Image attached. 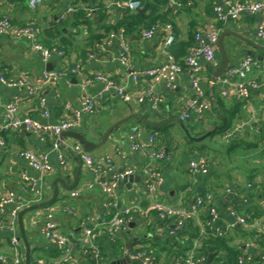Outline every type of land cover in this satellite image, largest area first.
Instances as JSON below:
<instances>
[{
	"label": "crops",
	"instance_id": "crops-1",
	"mask_svg": "<svg viewBox=\"0 0 264 264\" xmlns=\"http://www.w3.org/2000/svg\"><path fill=\"white\" fill-rule=\"evenodd\" d=\"M139 1L141 8L152 6L156 21L151 25H161L149 39L143 35L152 27L149 24L140 25L132 32L117 28L126 11L116 5L117 0H48L36 10L30 8L29 0H0V19L9 17L14 26L33 24L38 30L40 43L57 46L65 53L63 59L45 63L27 40L15 39L12 35L0 38V78L16 80L26 73L39 91V96H29L25 87L11 88L0 79V129L4 124L5 105L10 101H16L20 117L32 116L44 125L56 124L69 117L66 105L80 108L84 95L83 77L90 82L87 92L93 96L102 93V84L93 81L100 73L121 86H127L132 93V99L127 102L113 92L102 93L95 111L85 115L81 126L75 130L100 144L110 128L128 119L110 134L105 144L91 152L97 160L109 158L113 164L112 174L125 175L119 182L118 195L122 208H132L127 230L114 242L110 240L107 234L109 197L96 184L97 174L83 168L74 153L79 143L72 137L57 138L49 134L42 141L25 129L2 133L5 145H0V198L10 193L27 200L32 198L22 192L21 176L25 172L43 184V202L52 198L53 185L57 184L58 200L49 207L26 214L23 219L35 264H58L61 260L58 247L43 236V227L48 220L55 222L59 232L75 242L72 264H140L131 257L136 250L146 252L160 264H183L181 257L188 253L180 252L186 247H198L207 229L232 237L235 244L243 245L250 260L247 264H258L253 261L255 257L264 259V61L255 58L259 67L246 76L248 82L257 85L250 88L247 99L236 95L222 96L219 88L213 85L223 75L215 78L222 64L218 43L213 63L203 58L200 60V86L209 98L207 112L200 122L181 121L184 127L176 120H181L193 99L191 82L185 70L187 57L194 47L195 33L218 30L219 40L225 36L224 48L230 67L238 66L250 57L248 51L264 58V51L255 48V45L264 47V37L259 35L262 15H243L237 21L221 23L214 7L223 6V0H178L177 5H170L169 0L161 4H158L160 0ZM78 10H83L82 16H76ZM150 12L153 13L148 11L147 14ZM103 14L105 18H102ZM167 23L172 25L175 35L170 46L165 45L167 32L163 26ZM106 27L114 28L111 33L123 32L128 39L131 46L128 66H123L119 60L118 42L107 43L111 33L107 34ZM169 54L184 68L183 74L177 77L173 88L165 82L156 85L155 90L162 100L160 104L139 103L137 96L144 93L148 82L141 80L134 85L128 74L163 65L168 62ZM78 63L83 68L81 75L69 74L57 82L42 83V75L49 71L48 68L65 69ZM41 100L45 102L44 109ZM44 111L48 116L43 114ZM143 120L161 125L159 128L166 126L164 131L156 133L157 147L167 154L165 160L150 161L143 152L133 148L130 134L134 129H137L140 142H146L154 133L155 127L145 125ZM209 133L211 135L202 142L190 138H201ZM161 135L166 139L162 140ZM57 139L67 158L65 166L60 164L53 149ZM28 149L48 158L52 171L43 179L20 157L21 152ZM201 157L207 162V172H191L192 162ZM151 171H158L163 178V184L155 194L148 193L145 186L147 173ZM128 172L131 173L126 174ZM129 177L133 179L127 180ZM70 186L74 187L70 189ZM206 192L213 194V205L218 214L211 227L205 226L208 215L206 210H201L196 218L187 222L179 237H171L172 222H162L151 210L154 200L174 208H189ZM73 193L77 196L74 197ZM89 218L96 220V246L100 258L86 251L79 242L82 224ZM238 218L244 219L245 224L240 225ZM8 222L7 216L0 214V223L4 224L0 229V256L11 258L13 234L6 227ZM14 225L15 234L20 239L18 217ZM249 232L254 235L243 236ZM20 243L25 262L26 249L22 240Z\"/></svg>",
	"mask_w": 264,
	"mask_h": 264
},
{
	"label": "built area",
	"instance_id": "built-area-1",
	"mask_svg": "<svg viewBox=\"0 0 264 264\" xmlns=\"http://www.w3.org/2000/svg\"><path fill=\"white\" fill-rule=\"evenodd\" d=\"M47 2L48 0H29V6L31 9L36 10ZM169 4L177 5L179 2L178 0H169ZM116 5L124 10H137L142 7V3L139 0H117ZM223 6L214 7L217 20L221 23H226L230 20L237 21L243 15L253 16L255 14H261L262 24L259 35L264 37V0L252 2H233L231 0H223ZM72 11H75V9H72ZM160 26V24L153 25L149 30L143 33L144 37L148 39L152 38L159 30ZM163 27L167 32L165 45L170 46L175 41L174 29L169 23L165 24ZM5 35H12L15 39L27 40L31 44L33 50L41 55L45 63L51 62L54 59H63L65 57L64 51L59 47L44 46L38 41V30L33 24L14 26L9 17H3L0 19V38ZM219 36L220 34L218 30L205 32L199 30L194 35V47L192 48L190 55L187 57L185 70V73L191 82L193 99L183 112L181 121L195 120L196 122H200L209 108V98L200 86V60L203 58L210 63H213L216 60ZM115 40L118 42L119 60L123 66H128L131 58L130 43L123 32L111 33L107 39V43H111ZM258 67L259 62L255 58H246L238 66L229 67L224 74L213 83V85L219 88L222 96L230 97L236 95L245 100L249 97L250 88L257 87L256 84L248 82L246 76L254 68ZM82 70V65L78 63L71 68L45 71L42 75V83L57 82L58 80L69 76V74L81 75ZM183 72L184 68L174 60L173 55L169 54L168 62L165 64L139 72H130L128 78L134 85L138 84L141 80H147V88L143 94L137 96V101L139 103L150 102L158 105L162 100L155 90L156 85L165 82L169 88H173L177 77L183 74ZM0 79L1 82L8 87H25L28 90L29 96H39L37 87L32 85V81L28 79L26 73H23L22 76L16 80H8L4 77H1ZM93 81L102 84V93L113 92L126 102L130 101L133 97L132 93L128 91L127 86H121L105 74L100 73L95 75ZM89 84L90 82L83 77L81 87L84 95L80 101V108L74 109L70 105H66L69 117L62 118L58 123L52 125H44L41 121L32 116L20 117L18 115L16 101H10L5 105L4 124L0 129V145H5L4 140L1 138L2 133L19 129H25L30 133L36 134L42 141H44L49 134L59 138L64 132L77 130L81 126L83 117L95 111L98 99L102 95V93L98 96L89 94L87 92ZM41 105L44 109V100H41ZM43 114L48 116L47 111H44ZM130 140L133 148L143 152L150 161H161L167 158L166 152L157 147L156 135L154 134L150 135L146 142H140L137 138V129H134L130 134ZM53 149L57 153V158L60 164L65 166L67 164V158L61 149V142L58 139L54 142ZM74 153L81 160L83 168L97 174L98 177L96 184L101 188L104 194L109 197L107 209L110 213V220L108 222L107 234L110 240L114 242L120 234L127 230L132 214V208H122L119 201V182L125 175L119 173L112 174L113 164L109 158L97 160L90 152L85 151L80 144L75 146ZM20 157L26 161L29 169L39 173L42 179L52 171L48 158L39 155L33 150L28 149L22 151ZM190 171L193 173H206L207 162L205 158L201 157L197 161L192 162ZM129 173L131 172L126 174ZM21 178L22 192L31 195V199L27 200V198L18 196L14 193H10L8 196L0 198V214L7 216L9 219L6 227H8L13 234L10 239L13 256L11 258L0 256V261L4 264H23L24 258L22 247L20 239H18L15 234L16 229L14 220L22 210L43 202L45 198L43 184L34 180L27 172L23 173ZM162 184L163 178L158 171L147 173L145 186L148 193L155 194L157 188ZM73 196H77V193H73ZM213 199V194L211 192H206L199 196L189 208H174L164 202L154 200L151 205V210L156 213L162 222H172L169 234L171 237H179L185 230L187 222L196 218L201 210L207 211L209 219L205 223V226L211 227L218 216L213 205ZM238 223L244 225L245 221L242 218H238ZM95 224V218H89L83 222V233L79 238V242L86 251H90L96 255L97 258H100L96 246L98 235L95 230ZM1 228H4L3 223H0V229ZM218 234L222 235L221 232ZM43 236L48 242L56 245L60 250L61 260L58 264H72L74 262L75 242L72 238L62 235L55 222L48 220L45 223L43 227ZM131 257L140 264H160L152 256L143 251L136 250L131 253ZM204 260V258L197 259L194 251L181 257L183 264H203ZM240 262L242 263L243 260L240 259ZM41 264L44 263L41 262Z\"/></svg>",
	"mask_w": 264,
	"mask_h": 264
},
{
	"label": "trees",
	"instance_id": "trees-1",
	"mask_svg": "<svg viewBox=\"0 0 264 264\" xmlns=\"http://www.w3.org/2000/svg\"><path fill=\"white\" fill-rule=\"evenodd\" d=\"M164 1L165 0H160L158 4H161ZM148 11H152L153 13L150 12V14H147ZM82 15L83 10H78L76 16ZM102 18H105L104 14ZM85 19L86 18H82V20ZM155 21L156 17H154V10L152 9V6L148 5L146 8L144 7L136 11L127 9L123 13L121 19L118 21L117 28H123L126 32H132L135 31L140 25H151ZM105 29L107 30V34H110L114 28L106 27ZM165 129L166 126L163 128L155 127L153 134L156 135L158 131H164ZM162 137H165V135H161V138ZM164 139L166 138H162V140ZM208 219L209 217H206V222ZM247 235L251 237L254 235V233L249 232L243 234V236ZM233 241L234 240L232 237L230 238L225 235H220L207 229L206 233L202 236L198 247L195 249L192 246L186 247L182 252H180V254H186L194 251L195 257L197 259H205L203 264H247V262L250 260L247 254L245 255L244 253L243 245L235 244ZM32 253L33 252H31V264H35L36 262L32 258ZM240 259L243 260L242 263L240 262ZM253 261L257 262L258 264H264V259L262 257H255ZM0 264L4 263L0 261ZM23 264H25V262H23Z\"/></svg>",
	"mask_w": 264,
	"mask_h": 264
},
{
	"label": "water",
	"instance_id": "water-1",
	"mask_svg": "<svg viewBox=\"0 0 264 264\" xmlns=\"http://www.w3.org/2000/svg\"><path fill=\"white\" fill-rule=\"evenodd\" d=\"M224 35H222L220 37L219 40V47H220V51H221V56H222V64L221 67L219 68L215 78L221 76L222 74H224V72L230 67V63H229V59L226 55L225 52V48H224ZM255 48H257L258 50L264 51V47L261 46H257L255 45ZM248 56L252 57V58H257L260 62L264 61V58L260 55H258L256 52L254 51H248L247 52ZM49 66V65H48ZM49 71L53 70V68H48ZM128 119L126 120H122L120 122H118L117 124H115L112 128H110L108 130V132L104 135V138L102 139V141L100 142V144H95L92 141H90L89 139H87L83 134L79 133V132H75V131H69V132H64L61 136L62 137H72L74 138L76 141H78V143L83 147V149L87 152H93L94 150H96L97 148H99L100 146H102L103 144L106 143V141L108 140L110 134L120 125L124 124L125 122H127ZM144 124L150 127H162L161 125H156L153 124L151 122H149L148 120H143ZM176 122H178L182 127H184V125L182 124L181 120L177 119ZM188 134V133H187ZM208 135H211V133L207 134L206 136H203L201 138H192L190 137L192 140L196 141V142H202ZM189 136V134H188ZM133 177H129V179L127 180H132ZM126 180V181H127ZM59 182L63 183L62 180H58ZM74 186H70V189H72ZM58 196H59V190L57 187V184L55 183L53 185V196L51 199L41 202L39 204H35L32 206H29L27 208H25L24 210H22L19 215H18V221H19V225H20V231H21V238L20 240L23 241L25 249H26V257H25V264H31V247H30V243L27 239V235L25 232V227H24V216L30 212H33L35 210L38 209H42V208H46L49 207L51 205H53L57 200H58Z\"/></svg>",
	"mask_w": 264,
	"mask_h": 264
},
{
	"label": "rangeland",
	"instance_id": "rangeland-1",
	"mask_svg": "<svg viewBox=\"0 0 264 264\" xmlns=\"http://www.w3.org/2000/svg\"><path fill=\"white\" fill-rule=\"evenodd\" d=\"M152 26V25H151ZM91 153V152H90ZM92 154V153H91Z\"/></svg>",
	"mask_w": 264,
	"mask_h": 264
}]
</instances>
